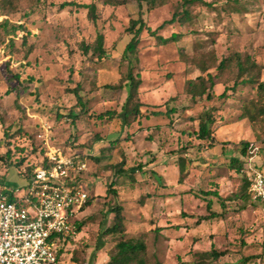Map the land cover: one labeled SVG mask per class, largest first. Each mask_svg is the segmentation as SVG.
Returning <instances> with one entry per match:
<instances>
[{
  "label": "rangeland",
  "instance_id": "rangeland-1",
  "mask_svg": "<svg viewBox=\"0 0 264 264\" xmlns=\"http://www.w3.org/2000/svg\"><path fill=\"white\" fill-rule=\"evenodd\" d=\"M125 1L117 7L102 0L0 4V23L5 19L22 28L3 38L0 27V154L8 148L12 154V163H0V191L26 189L27 163L16 168L14 146L28 152L30 164L44 151L38 137L47 130L50 145L86 163L82 185L91 198L79 216L84 226L66 244L59 264H73L72 256L78 264L107 263L120 237L103 233L113 224L109 210L115 207L121 208L123 236L144 240L148 264H192L198 261L196 253L211 249L223 256L207 264H241L245 258H250L246 264H264V209L248 199L229 200L242 188L241 173L228 166L230 159L240 160L242 143L260 147L255 163L264 173V123L241 117L243 102L257 92L252 86L238 87L221 105L214 114L212 145L195 135L207 101L184 94L186 80L200 74L201 63L230 59L216 94L233 85L235 56L264 65V0H239V12L231 11V0H203L218 10L196 4L188 8L185 24H167L158 32L165 38L180 34L177 43L159 46L142 33L136 61L128 53L123 56L131 39L129 21L142 17L154 30L174 13L183 14V0H144L141 9L136 0ZM68 2L94 3L96 22L88 20L83 8H60ZM98 33L104 38L102 59L93 51ZM130 72L142 81L141 109L170 108L171 117L131 116L129 125L124 123L127 93L107 86L124 84ZM77 86L85 113L70 94ZM210 104L219 106L216 100ZM106 112L116 116L98 119ZM120 167L122 172L115 173ZM215 190L223 205L207 195ZM210 211L219 217L200 220Z\"/></svg>",
  "mask_w": 264,
  "mask_h": 264
},
{
  "label": "trees",
  "instance_id": "trees-1",
  "mask_svg": "<svg viewBox=\"0 0 264 264\" xmlns=\"http://www.w3.org/2000/svg\"><path fill=\"white\" fill-rule=\"evenodd\" d=\"M139 9H141V2L144 0H136ZM233 2L234 7L231 8V11L239 12L240 7L238 6L239 0H231ZM104 5L117 7L124 5L126 3L125 0H102ZM0 4H7L10 7H12V0H0ZM199 4L209 10L216 11L218 10L216 7H213L211 3L204 2L203 0H183L181 6L184 10H182V15L179 16V14L174 13L170 20L163 22L159 27L152 30L149 26L146 25V23L143 21L142 17H139L135 20L129 21V26L126 29V31L131 35V39L126 45V48L124 50V55L127 53L130 54V56L136 61L137 59V47L140 44V37L142 33H147L149 37L153 38L157 45L159 46H166L168 44L177 43L179 39L181 38L180 34H172L171 36L165 38L160 35H158V32L162 30L165 25L167 24H185L188 19V8H191L192 6ZM1 6V5H0ZM3 6V5H2ZM66 7H76V8H83L87 10V18L92 23H95L97 20V8L94 3L91 4H84L79 5L72 2L63 3L61 4L60 8L64 9ZM219 11H223L221 8ZM2 14H0L1 16ZM0 27L2 29V36L7 37L9 35H14L17 29H22L21 26H12L8 20H2L0 23ZM13 29V30H11ZM0 42V47L2 46V43ZM11 42V41H9ZM8 42V43H9ZM104 38L103 35L98 33L96 35L94 45H93V51L98 56V58L102 59L104 54ZM10 46H12V42L10 43ZM85 52L88 51V47L83 46L82 47ZM230 59H223L219 62L214 61L210 62L209 64H200L199 65V75L196 76L193 79H188L185 82L184 86V94L187 96H190L192 99H200L203 98L207 101V109L204 110L203 114H201L196 120H197V131H196V138L198 140H207L210 142V145H212V142H214V137L212 136V128L214 124L216 123L214 114L219 111L221 105L225 103V101L230 97V95L234 94L235 90L238 87H245V86H252L257 92L256 98H251L243 102L241 106V117L243 119H247L248 122L251 124L256 123H264V80L261 79V76L264 71V65H260L257 62H255L251 57L244 56L243 58H239V56H235V59L233 60L235 62L236 67V77L234 78V83L231 87L226 88L222 93L216 94L215 87L217 83L220 81V78L222 75L227 71L228 64ZM124 84H119L118 86H107L108 89H119L125 90L127 93L126 101L122 105L123 115H124V123L128 124L127 119L132 116L133 120L135 119H142V118H149L150 116H161L163 118H169L171 117V114L173 113V110L168 108L165 111H159V110H147L143 111L141 108L143 104L139 102L138 100V91L139 87L142 83L139 74L133 75L131 72L127 74L125 77ZM231 91L228 94V91ZM79 88L78 86L72 90H70V94H72L76 99V105L80 107L81 113L86 112V103L83 100L82 96L79 94ZM135 100L134 105L131 109H128V106L132 104V102ZM212 100H216V102L219 104V106H214L210 104ZM114 117L116 114L114 112L109 113L106 112L105 114H100L98 116V119L102 120L105 117ZM70 118L77 119V117L74 114H69ZM171 121V120H170ZM242 149L240 150V160L239 159H230L229 161V168L233 169L235 172L240 173L243 167L241 158L244 157L246 153V147L248 143H242ZM15 151L18 153L19 157L17 160H15L14 165L16 168H22L24 163L26 164V167L23 168V175H26L25 177H30L32 174V171L37 166H44L42 157L43 152L38 153V158H34V162H27L26 154L28 152H25L24 148H21L19 146H14ZM30 153H35V151H31ZM12 154L11 150L9 148L6 150L4 154H0V163L3 164L4 162H10L12 163ZM180 175L182 176L184 173V164H180ZM121 167L118 170H115V173H121ZM242 179V188L240 192H236L232 194L229 197V200L231 199H248L250 202L254 205L260 206L263 208L260 204L257 202H254L251 197L248 194V182L244 176L241 175ZM181 181V177L179 179ZM5 183V182H4ZM2 184V183H1ZM207 195H212L216 199L221 201V204L223 205L224 202H222V198L219 196L217 190L214 192H207ZM91 202V198L89 197L86 205L84 208L87 207V205ZM207 208L210 209V204H207ZM243 208V206H242ZM264 209V208H263ZM110 213H113V224L106 228L103 233L104 235H120L118 241L114 244L113 253L109 255V259L106 264H148L147 258H146V245L142 238L140 237H129L126 238L123 236V217L121 215V208L115 207L110 208ZM220 214L215 213L213 211H210L209 214L206 216H202L200 220H214L219 217ZM84 226L83 222L79 221L77 223V233L81 231V228ZM125 237V238H124ZM71 240L70 237H65L64 240L60 239L58 241V258H57V264L60 262V258L63 257L66 253V244L68 241ZM197 260L196 262L192 264H207L206 262L209 260H217L219 257L223 256L222 252H216L215 250L211 249L206 252H200L196 253ZM250 258H245L241 264H246ZM72 262L73 264H78V261L76 260V256H72Z\"/></svg>",
  "mask_w": 264,
  "mask_h": 264
},
{
  "label": "built area",
  "instance_id": "built-area-1",
  "mask_svg": "<svg viewBox=\"0 0 264 264\" xmlns=\"http://www.w3.org/2000/svg\"><path fill=\"white\" fill-rule=\"evenodd\" d=\"M42 161L28 177L25 190L0 191V264H57L58 241L72 238L89 195L83 189L86 163L50 145L47 130ZM260 147L249 143L241 175L248 194L264 208V173L255 160Z\"/></svg>",
  "mask_w": 264,
  "mask_h": 264
},
{
  "label": "crops",
  "instance_id": "crops-1",
  "mask_svg": "<svg viewBox=\"0 0 264 264\" xmlns=\"http://www.w3.org/2000/svg\"><path fill=\"white\" fill-rule=\"evenodd\" d=\"M213 136V135H212ZM213 137H215V136H213Z\"/></svg>",
  "mask_w": 264,
  "mask_h": 264
}]
</instances>
